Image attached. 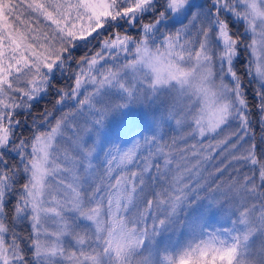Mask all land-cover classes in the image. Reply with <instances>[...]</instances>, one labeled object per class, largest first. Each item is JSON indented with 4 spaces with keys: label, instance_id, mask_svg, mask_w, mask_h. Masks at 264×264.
<instances>
[{
    "label": "snow or ice",
    "instance_id": "snow-or-ice-1",
    "mask_svg": "<svg viewBox=\"0 0 264 264\" xmlns=\"http://www.w3.org/2000/svg\"><path fill=\"white\" fill-rule=\"evenodd\" d=\"M0 264H264V0H0Z\"/></svg>",
    "mask_w": 264,
    "mask_h": 264
},
{
    "label": "rangeland",
    "instance_id": "rangeland-1",
    "mask_svg": "<svg viewBox=\"0 0 264 264\" xmlns=\"http://www.w3.org/2000/svg\"><path fill=\"white\" fill-rule=\"evenodd\" d=\"M194 3L200 4L203 3L204 0H193ZM84 51V49H78L76 52V55L79 56L82 52ZM169 136L174 135V133L169 132L168 133ZM259 138V134L257 135ZM89 143H91V141H89ZM210 223L215 224L218 227H228L230 226V222L227 221L226 219H221V213H215V215L210 217Z\"/></svg>",
    "mask_w": 264,
    "mask_h": 264
},
{
    "label": "trees",
    "instance_id": "trees-1",
    "mask_svg": "<svg viewBox=\"0 0 264 264\" xmlns=\"http://www.w3.org/2000/svg\"><path fill=\"white\" fill-rule=\"evenodd\" d=\"M241 63H243V60L241 61ZM51 99V97H46L45 99H42V100H40V102L39 103H37L34 107H33V112L35 113V112H39L40 111V109H41V107L42 106H44V105H46V104H48V101ZM50 106V105H49ZM24 132H25V134H27V132H28V129H24ZM255 132H256V136L258 135V134H260V130H259V128H256L255 129ZM258 137V136H257ZM20 231H22V232H24V231H27V230H29V225L28 224H22L21 226H20V229H19Z\"/></svg>",
    "mask_w": 264,
    "mask_h": 264
}]
</instances>
